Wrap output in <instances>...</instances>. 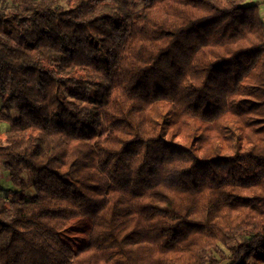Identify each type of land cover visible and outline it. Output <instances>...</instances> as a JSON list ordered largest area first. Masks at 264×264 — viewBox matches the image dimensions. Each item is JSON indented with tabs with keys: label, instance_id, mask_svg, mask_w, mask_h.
I'll return each instance as SVG.
<instances>
[{
	"label": "trees",
	"instance_id": "trees-1",
	"mask_svg": "<svg viewBox=\"0 0 264 264\" xmlns=\"http://www.w3.org/2000/svg\"><path fill=\"white\" fill-rule=\"evenodd\" d=\"M0 101V264H264L256 0H0Z\"/></svg>",
	"mask_w": 264,
	"mask_h": 264
},
{
	"label": "crops",
	"instance_id": "crops-1",
	"mask_svg": "<svg viewBox=\"0 0 264 264\" xmlns=\"http://www.w3.org/2000/svg\"><path fill=\"white\" fill-rule=\"evenodd\" d=\"M259 3L260 15L264 17V0H256Z\"/></svg>",
	"mask_w": 264,
	"mask_h": 264
},
{
	"label": "rangeland",
	"instance_id": "rangeland-1",
	"mask_svg": "<svg viewBox=\"0 0 264 264\" xmlns=\"http://www.w3.org/2000/svg\"><path fill=\"white\" fill-rule=\"evenodd\" d=\"M74 94H75V98H79V96L77 95L76 91L73 90ZM0 105H1V101H0ZM4 127H2V125L0 124V130L3 129ZM1 168V166H0Z\"/></svg>",
	"mask_w": 264,
	"mask_h": 264
}]
</instances>
